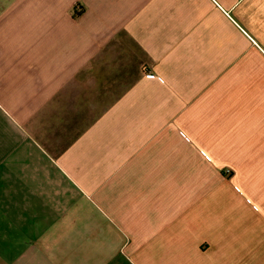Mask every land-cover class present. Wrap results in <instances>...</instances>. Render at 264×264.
Segmentation results:
<instances>
[{
    "label": "crops",
    "instance_id": "crops-1",
    "mask_svg": "<svg viewBox=\"0 0 264 264\" xmlns=\"http://www.w3.org/2000/svg\"><path fill=\"white\" fill-rule=\"evenodd\" d=\"M262 116L264 0H0V264H250Z\"/></svg>",
    "mask_w": 264,
    "mask_h": 264
},
{
    "label": "rangeland",
    "instance_id": "rangeland-1",
    "mask_svg": "<svg viewBox=\"0 0 264 264\" xmlns=\"http://www.w3.org/2000/svg\"><path fill=\"white\" fill-rule=\"evenodd\" d=\"M258 113L259 112H257V114ZM240 131L241 134L237 152L234 151L235 154H233L232 156V151H230V153L226 156L227 158H229V160L232 158V165H226L224 167L227 169L226 171H230L227 172L228 174H230V176H232L236 171L239 170L240 172H243V176H241L242 180H245L246 174H244V172L246 170L248 171L250 169V172L255 171V174L250 178V182L246 181V185H250L251 187H253L256 192H264V117L241 118ZM263 198L264 197H262V200L259 199L260 201H262V203L264 201ZM239 204V207L242 209L241 211L246 212L245 218H243L241 221L244 223V227L247 226L246 223H248V214L252 216V213L247 210L249 206L248 204ZM257 206H259L261 210L264 208L262 204ZM261 210L254 211L253 214L256 218H258V215H261ZM256 249L255 260L250 262V264H264V244L258 245Z\"/></svg>",
    "mask_w": 264,
    "mask_h": 264
}]
</instances>
